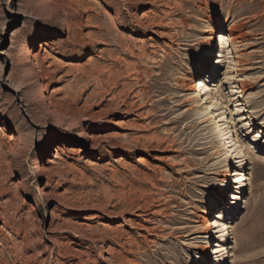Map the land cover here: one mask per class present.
Masks as SVG:
<instances>
[{"label": "rangeland", "instance_id": "rangeland-1", "mask_svg": "<svg viewBox=\"0 0 264 264\" xmlns=\"http://www.w3.org/2000/svg\"><path fill=\"white\" fill-rule=\"evenodd\" d=\"M198 262L264 264V0H0V264Z\"/></svg>", "mask_w": 264, "mask_h": 264}, {"label": "bare ground", "instance_id": "bare-ground-1", "mask_svg": "<svg viewBox=\"0 0 264 264\" xmlns=\"http://www.w3.org/2000/svg\"><path fill=\"white\" fill-rule=\"evenodd\" d=\"M231 29L230 30L227 29L228 36H229V46L232 45V40L234 41L235 39H237L239 37L241 38L243 36V34H242L243 32L239 33V34H235V32ZM210 34H211V38L205 42L204 47L202 49V59L197 62L196 66H195L196 71H194V73L192 75V77L196 78L197 80L193 81V83L187 88L188 90H193L196 93H199L200 91H202L204 89V84H202V81L200 79L203 76L205 69L207 67L208 56H209L213 46L216 43L215 35H213V32H211ZM221 39H222V37L220 38V41H221ZM234 71H236V73H237L238 67H234ZM207 99H208V104L204 110L205 111L207 110V112L211 114V110L212 109L215 110L216 105L214 104V102L212 100H209V98H207ZM217 122H218V124L216 125V129L218 132L221 130L222 131L227 130V128H225V125H224L225 122H223V120L221 118H219L215 123H217ZM229 142H230V140H229V137L227 136V134H223L222 135V142L217 144V147L219 148L218 150L220 152H221L220 147H223L222 149L225 150V152H223V154L226 155V157L228 158V161H230L229 163L235 162V164H236V156H235L234 150L228 149L229 148V145H228ZM244 158H245V162L250 161L252 159L249 152L244 153ZM231 177H233L231 175V171L228 169L227 166H225V168L221 172V179H220V183H222L223 186L221 185V186L217 187L214 191L216 194L214 197V201L216 203H220L221 200L224 199L226 192L229 190V188H227V183L231 182ZM250 185H252V183H251V178L249 177L247 179V183L243 184L242 187H246V189H247V186H250ZM207 215H208L207 211L205 212L204 215H202V218H203L202 220H203L204 226L202 228L201 235H203L204 237L201 238L202 242L198 246V253H197L198 258H202V260H208L209 249H210L209 245L207 244L208 243L207 234H209L208 225L205 223L206 219H207ZM212 224L215 225V226H212V228H213L212 232L213 233L218 234L222 231L221 228L218 229L219 224L217 222H214ZM216 229H218V230H216ZM212 232H210V233H212ZM230 235L231 236L227 238V240H228L227 245H229V247H227L226 255H225V259L227 258L228 260H229V257L233 256L232 249L234 248V246L232 244L235 243L236 239H237L236 231L234 229H232ZM223 237H224V234L220 236V238H222V239H223ZM197 264H199V262Z\"/></svg>", "mask_w": 264, "mask_h": 264}, {"label": "built area", "instance_id": "built-area-1", "mask_svg": "<svg viewBox=\"0 0 264 264\" xmlns=\"http://www.w3.org/2000/svg\"><path fill=\"white\" fill-rule=\"evenodd\" d=\"M211 226H215V225L212 224ZM212 229H213V228H212Z\"/></svg>", "mask_w": 264, "mask_h": 264}]
</instances>
